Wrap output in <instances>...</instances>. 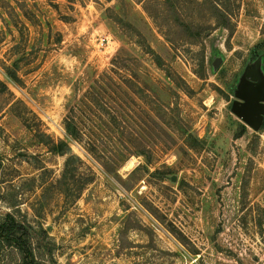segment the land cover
<instances>
[{
    "label": "rangeland",
    "instance_id": "1",
    "mask_svg": "<svg viewBox=\"0 0 264 264\" xmlns=\"http://www.w3.org/2000/svg\"><path fill=\"white\" fill-rule=\"evenodd\" d=\"M250 81L264 0H0V223L36 264H264Z\"/></svg>",
    "mask_w": 264,
    "mask_h": 264
},
{
    "label": "trees",
    "instance_id": "2",
    "mask_svg": "<svg viewBox=\"0 0 264 264\" xmlns=\"http://www.w3.org/2000/svg\"><path fill=\"white\" fill-rule=\"evenodd\" d=\"M228 1V0H227ZM8 76L15 81L16 80V74L15 73H11V72H7ZM65 132L66 135L74 140H80L82 138V132L80 130V128L78 127V125L75 123L74 117H67V119L65 120ZM58 153H60L62 156H66L65 159V163H64V171L68 172V170H70L71 168V159L74 157V159H76L78 161V164H81V161L71 155V153H69V148H67V145L65 142H61L59 141L58 143ZM62 147H66L67 151H64L63 149H61ZM103 169H105V171L109 172V168L107 166L103 165ZM78 170V168L76 167V171ZM92 177H90L88 179V181L86 183H81L80 185V190L81 188H83V186H85L86 184H88L90 182ZM21 227L19 228V226H16L13 223H0V243H13V247L17 248L20 250V252H22L24 254L23 257V264H36L34 261V258L32 255H29L28 252L26 251V247L24 246V244L22 243V239H21V235H17L21 230Z\"/></svg>",
    "mask_w": 264,
    "mask_h": 264
},
{
    "label": "water",
    "instance_id": "3",
    "mask_svg": "<svg viewBox=\"0 0 264 264\" xmlns=\"http://www.w3.org/2000/svg\"><path fill=\"white\" fill-rule=\"evenodd\" d=\"M215 65L217 64L215 63ZM250 79L255 80L253 75H250ZM238 98L240 101L235 102L232 107L233 114L251 129L258 130L262 123L263 89L257 83L246 82L242 86Z\"/></svg>",
    "mask_w": 264,
    "mask_h": 264
},
{
    "label": "bare ground",
    "instance_id": "4",
    "mask_svg": "<svg viewBox=\"0 0 264 264\" xmlns=\"http://www.w3.org/2000/svg\"><path fill=\"white\" fill-rule=\"evenodd\" d=\"M128 166V165H127ZM135 167V166H134Z\"/></svg>",
    "mask_w": 264,
    "mask_h": 264
}]
</instances>
